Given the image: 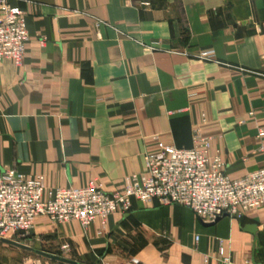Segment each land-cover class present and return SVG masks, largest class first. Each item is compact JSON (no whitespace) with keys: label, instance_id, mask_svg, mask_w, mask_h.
Returning a JSON list of instances; mask_svg holds the SVG:
<instances>
[{"label":"crops","instance_id":"crops-1","mask_svg":"<svg viewBox=\"0 0 264 264\" xmlns=\"http://www.w3.org/2000/svg\"><path fill=\"white\" fill-rule=\"evenodd\" d=\"M10 4L29 38L20 66L0 62V169L41 176L45 189L97 180L119 192L157 142L190 148L195 128L231 178L264 167V0ZM30 234L24 242L80 264H221L220 240L234 264H264V207L206 226L184 206L133 201L104 229L39 218ZM14 262L0 259L64 264Z\"/></svg>","mask_w":264,"mask_h":264},{"label":"built area","instance_id":"built-area-1","mask_svg":"<svg viewBox=\"0 0 264 264\" xmlns=\"http://www.w3.org/2000/svg\"><path fill=\"white\" fill-rule=\"evenodd\" d=\"M95 22L109 26L99 19ZM28 38L24 11L10 0H0V62L20 66ZM198 57L209 59L211 54ZM258 134L264 138V128ZM210 148L211 139L198 128L192 132L190 148L157 142L143 156V171L125 177L122 190L113 193L97 180L78 188L45 189L41 176L0 169V239L25 240L39 218L55 225L75 221L83 229L98 221L104 229L110 216L128 213L133 201L184 206L205 224L223 216L240 220L263 208L264 167L233 179L226 173L220 152L211 154ZM61 249L68 250V245ZM217 254L221 264H234L221 240ZM241 264L257 263L246 259Z\"/></svg>","mask_w":264,"mask_h":264},{"label":"rangeland","instance_id":"rangeland-1","mask_svg":"<svg viewBox=\"0 0 264 264\" xmlns=\"http://www.w3.org/2000/svg\"><path fill=\"white\" fill-rule=\"evenodd\" d=\"M30 235L27 237L28 240L31 237ZM16 243H19L21 245H27L33 251L31 252L28 249H21V248L0 242V259H7V260H10L12 262H14V261L17 262V261L27 260L29 257L38 258V255L34 252V251H39L40 247L37 244H35L34 242L33 243L29 242V241L24 242L23 240H18ZM162 248H163L162 246L158 247V249H160V250H162ZM36 249H38V250H36Z\"/></svg>","mask_w":264,"mask_h":264},{"label":"water","instance_id":"water-1","mask_svg":"<svg viewBox=\"0 0 264 264\" xmlns=\"http://www.w3.org/2000/svg\"><path fill=\"white\" fill-rule=\"evenodd\" d=\"M223 217H225V216H223ZM219 220H220V218H217V219L214 220V222L206 224V226H211V225L215 224L216 222H218ZM251 229H253V226H247L246 227V230H248V231H250ZM0 242L6 243V244H9V245L21 248V249H28L29 251H33L31 248H29V247H27L25 245H21L19 243H16V242H13V241H10V240L0 239ZM34 252L37 255H40L42 257H45V258H48L50 260L57 261V262H60V263H64V264H80L78 262H75V261L60 257V256L51 255V254H48V253H45V252H41V251H34Z\"/></svg>","mask_w":264,"mask_h":264}]
</instances>
